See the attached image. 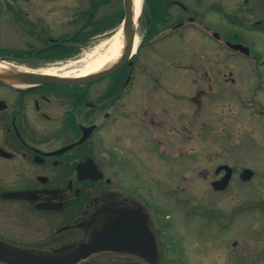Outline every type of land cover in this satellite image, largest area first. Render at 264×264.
<instances>
[{
    "label": "flooded vegetation",
    "instance_id": "af4514ba",
    "mask_svg": "<svg viewBox=\"0 0 264 264\" xmlns=\"http://www.w3.org/2000/svg\"><path fill=\"white\" fill-rule=\"evenodd\" d=\"M23 1L20 9H12L18 21L14 24L22 29L23 53L0 54L3 67L44 69L54 60L46 52L60 44L79 45V30L83 38L94 22L105 23V15L117 10L111 7L104 17L97 16L112 0ZM78 1L86 4L79 12L73 10ZM235 6L228 8L222 0H213L210 7L212 13L221 10L225 21L236 28L229 37L207 25L204 13L200 15L213 35L202 36L217 56L211 62L215 71L203 68L202 73L221 76L222 87L229 86L237 78L232 73L242 66L258 80L245 90H264L260 71L264 42L256 51L238 33L264 37V0H241ZM61 25L69 31L57 34ZM229 43L242 44L250 55ZM137 53L112 74L81 85L27 86L6 79L7 70L0 69V254L9 258H0V264H55L42 255L74 247L98 226L105 210L116 206H141L160 252L167 250L170 220L158 208L166 201L158 202L156 196L157 191L169 189L172 171L162 163L171 166L175 142L181 144L179 157H184L190 138L188 104L192 99L200 110L204 94L200 90L190 97L187 90H169L168 84L165 90H157L155 68ZM158 165L161 168L156 171ZM170 240L168 249L172 250L175 246ZM105 256L113 261H105ZM76 264L148 263L102 252Z\"/></svg>",
    "mask_w": 264,
    "mask_h": 264
},
{
    "label": "rangeland",
    "instance_id": "374dc122",
    "mask_svg": "<svg viewBox=\"0 0 264 264\" xmlns=\"http://www.w3.org/2000/svg\"><path fill=\"white\" fill-rule=\"evenodd\" d=\"M69 1L72 3V0ZM180 1L191 9L197 20L204 13L207 25L220 31L223 36L229 37L236 31L234 26L225 21L221 10L212 13L210 7L213 0ZM231 1L232 4L222 0L228 8H234L241 0ZM6 2L19 9L24 5L23 0H0V48L21 49L24 47L22 31L13 24L10 7ZM121 5L122 0H116L99 10L97 16L106 13L111 7ZM76 6L73 10L78 12L86 8V4L82 5L79 1ZM181 11L180 6L172 5L169 9V23L173 24L178 15L185 17ZM67 31L69 29L61 25L57 34ZM145 31V18L141 14L137 32L143 36ZM238 33L245 43L260 52L264 37L240 31ZM109 35L93 36L86 46H94ZM152 42H145L137 56L155 68L159 83L157 90H165L164 85L168 84L169 90H187L190 97L196 96L200 90L205 95L201 96L203 107L200 110H196L198 107L193 105L192 99L188 104L190 138L189 144H185L188 160H175L171 166L162 163L163 168L172 171L169 185L177 187L175 192L179 198L187 201L183 206L175 204V193L168 191V198L162 190L157 191L158 202L170 199L169 208L173 210L169 213L170 219L168 217L170 228L167 231L170 238L166 242L167 250L161 253V263L264 264V114L258 112L260 107L264 111V90H245L247 86L257 85L258 80L254 79L249 69L242 66L235 74L232 73V76L237 77L235 83L223 85L226 88L219 83L221 76L219 79L217 75L215 78L210 74L204 77L203 68L215 71L211 62L217 56L211 42L200 35L199 31L183 27L174 33L167 32L163 39ZM84 51L80 50L81 53ZM220 53L226 54L225 51ZM161 58L166 63H161ZM228 69L226 67L225 72ZM260 71L264 77V66ZM208 86L217 89L209 90ZM180 148L181 144L175 142L173 152H179ZM222 162L233 168V175L224 192H214L210 181L217 177L213 171ZM203 167L205 178L199 175ZM244 167L255 173L249 181L243 182L238 174ZM160 168L161 165H158L156 171ZM200 208L208 210L213 216L223 215L222 219L211 221L209 216L201 213L206 210ZM170 239H178L179 242L172 250L168 249L171 246ZM234 240L238 245H232ZM109 257L105 256V261H113Z\"/></svg>",
    "mask_w": 264,
    "mask_h": 264
},
{
    "label": "water",
    "instance_id": "95a60500",
    "mask_svg": "<svg viewBox=\"0 0 264 264\" xmlns=\"http://www.w3.org/2000/svg\"><path fill=\"white\" fill-rule=\"evenodd\" d=\"M124 47L122 52L113 64L108 68L92 72L85 76L64 77L45 72L17 71L8 79L24 84H37L42 82L57 84H75L91 81L116 70L130 55L135 36L133 26L132 1L124 0ZM225 169L226 173L218 180L213 181L214 189H224L231 176V168L227 165H219L215 172ZM253 171L244 168L240 173L243 180L249 179ZM102 220L88 231L86 238L74 247L54 255H46L45 259L55 264H71L92 253L112 250L125 253H133L141 256L152 264L158 262L159 253L155 235L150 229L148 215L139 206L137 207H113L109 209ZM106 216V217H105ZM8 255L0 254V258L7 259Z\"/></svg>",
    "mask_w": 264,
    "mask_h": 264
},
{
    "label": "bare ground",
    "instance_id": "6f19581e",
    "mask_svg": "<svg viewBox=\"0 0 264 264\" xmlns=\"http://www.w3.org/2000/svg\"><path fill=\"white\" fill-rule=\"evenodd\" d=\"M142 0H132V12L134 26L138 24L141 13ZM139 40V36L134 38L133 51ZM124 45V34L121 29L114 32L113 35L95 45L92 49L84 52L81 58L69 62L63 66H56L44 69L48 74L79 76L90 72H96L107 68L113 64L119 57ZM10 71L9 69H5Z\"/></svg>",
    "mask_w": 264,
    "mask_h": 264
},
{
    "label": "trees",
    "instance_id": "16d2710c",
    "mask_svg": "<svg viewBox=\"0 0 264 264\" xmlns=\"http://www.w3.org/2000/svg\"><path fill=\"white\" fill-rule=\"evenodd\" d=\"M98 2H102V0H97ZM171 0H146V10L144 13L145 23H146V30H147V36L153 35L154 32H156L158 25H165L167 21L166 10L168 6L170 5ZM123 16L122 10H118L116 14H111L108 16H105V24L102 25L100 22H94L92 28L90 29V33H97L102 32L104 29L105 31L113 28L117 25V23L121 20ZM79 34V33H78ZM54 52H49L46 55L50 56L51 58L57 56V57H65L66 55L71 54L72 52L78 50V47L73 48L69 47L67 45L61 44L58 48H54ZM15 52H18V50H14ZM72 51V52H70ZM51 54V55H50Z\"/></svg>",
    "mask_w": 264,
    "mask_h": 264
}]
</instances>
